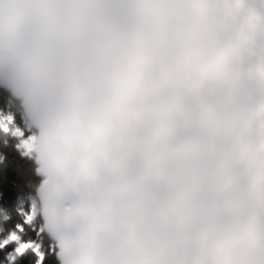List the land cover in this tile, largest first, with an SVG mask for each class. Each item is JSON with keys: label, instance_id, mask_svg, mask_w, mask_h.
I'll list each match as a JSON object with an SVG mask.
<instances>
[{"label": "clouds", "instance_id": "9594fccd", "mask_svg": "<svg viewBox=\"0 0 264 264\" xmlns=\"http://www.w3.org/2000/svg\"><path fill=\"white\" fill-rule=\"evenodd\" d=\"M0 90V264H264V0H0Z\"/></svg>", "mask_w": 264, "mask_h": 264}, {"label": "trees", "instance_id": "16d2710c", "mask_svg": "<svg viewBox=\"0 0 264 264\" xmlns=\"http://www.w3.org/2000/svg\"><path fill=\"white\" fill-rule=\"evenodd\" d=\"M2 91V90H0ZM3 97L0 96V107H3ZM19 120V117H17ZM8 153V167L0 171V202L11 203L17 193L24 188L25 176L23 171L29 168V162L26 158H22L18 152L6 149ZM35 236V233H32ZM35 257L33 255L25 256L21 264H34ZM44 264H57L54 255L45 257Z\"/></svg>", "mask_w": 264, "mask_h": 264}, {"label": "snow or ice", "instance_id": "6c2138e0", "mask_svg": "<svg viewBox=\"0 0 264 264\" xmlns=\"http://www.w3.org/2000/svg\"><path fill=\"white\" fill-rule=\"evenodd\" d=\"M13 239H16L15 235H13ZM28 247H31V245H30V244H27V243L22 244V245L17 249V251H18V252H24V250H25L26 248H28Z\"/></svg>", "mask_w": 264, "mask_h": 264}]
</instances>
